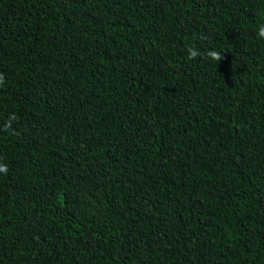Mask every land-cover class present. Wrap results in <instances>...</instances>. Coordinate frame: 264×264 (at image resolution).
<instances>
[{
	"label": "trees",
	"instance_id": "trees-1",
	"mask_svg": "<svg viewBox=\"0 0 264 264\" xmlns=\"http://www.w3.org/2000/svg\"><path fill=\"white\" fill-rule=\"evenodd\" d=\"M262 24L264 0H0V264H264Z\"/></svg>",
	"mask_w": 264,
	"mask_h": 264
},
{
	"label": "clouds",
	"instance_id": "clouds-1",
	"mask_svg": "<svg viewBox=\"0 0 264 264\" xmlns=\"http://www.w3.org/2000/svg\"><path fill=\"white\" fill-rule=\"evenodd\" d=\"M257 37L260 39H264V24L260 25L257 31ZM188 59H195L200 53L199 50H197L194 47H189L188 48ZM206 55L215 61H220L222 59V53L215 51V50H209L207 51ZM5 80V76L3 73H0V84H3ZM11 128V122L9 121L6 125H5V130H8ZM8 172V168L7 165L5 163L0 162V174H7Z\"/></svg>",
	"mask_w": 264,
	"mask_h": 264
}]
</instances>
